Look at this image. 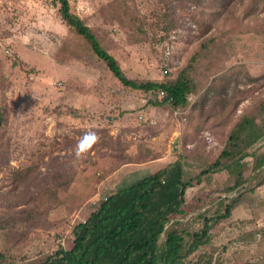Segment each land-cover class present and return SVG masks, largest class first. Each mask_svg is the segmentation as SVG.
Instances as JSON below:
<instances>
[{
	"label": "rangeland",
	"instance_id": "rangeland-1",
	"mask_svg": "<svg viewBox=\"0 0 264 264\" xmlns=\"http://www.w3.org/2000/svg\"><path fill=\"white\" fill-rule=\"evenodd\" d=\"M70 3L129 78L187 66L195 90L186 106L154 105L158 93L122 85L51 0H0V258L70 247L103 199L178 159L196 176L247 117L240 155L194 181L176 219L193 232L236 201L184 264H264V0ZM88 132L97 140L77 158Z\"/></svg>",
	"mask_w": 264,
	"mask_h": 264
},
{
	"label": "trees",
	"instance_id": "trees-1",
	"mask_svg": "<svg viewBox=\"0 0 264 264\" xmlns=\"http://www.w3.org/2000/svg\"><path fill=\"white\" fill-rule=\"evenodd\" d=\"M51 1L58 6L60 17L69 30L89 44L91 51L122 85L158 95L163 91L160 98L151 101L157 106L168 104L179 108L188 104L195 90V82L187 74L189 67L171 80L129 78L94 29L72 10L70 0ZM254 125L255 120L241 118L228 133L225 146L215 161L196 176L186 178L184 164L178 159L130 186L117 189L84 221L74 226L70 247L60 245L39 260L25 264H184L190 255L210 242L213 223L228 218L236 205V201H232L224 205L223 212L204 215L199 230H181L176 218L184 213L188 187L193 186L194 181L202 182L206 174L221 171L228 166L227 160L234 161ZM1 258L0 264H18Z\"/></svg>",
	"mask_w": 264,
	"mask_h": 264
},
{
	"label": "clouds",
	"instance_id": "clouds-1",
	"mask_svg": "<svg viewBox=\"0 0 264 264\" xmlns=\"http://www.w3.org/2000/svg\"><path fill=\"white\" fill-rule=\"evenodd\" d=\"M97 136L95 132H88L85 136L77 142L74 154L77 158H80L87 150L96 142Z\"/></svg>",
	"mask_w": 264,
	"mask_h": 264
},
{
	"label": "built area",
	"instance_id": "built-area-1",
	"mask_svg": "<svg viewBox=\"0 0 264 264\" xmlns=\"http://www.w3.org/2000/svg\"><path fill=\"white\" fill-rule=\"evenodd\" d=\"M172 50H171V47H167V50H165V53H166V59H168L170 56H171V54H172ZM169 71V68H168V65L166 66V68H165V70H164V72L165 73H167ZM164 94V92L163 91H159V95H163Z\"/></svg>",
	"mask_w": 264,
	"mask_h": 264
}]
</instances>
